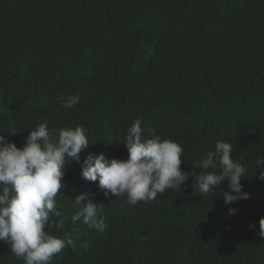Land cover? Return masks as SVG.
I'll return each instance as SVG.
<instances>
[{
  "label": "trees",
  "instance_id": "obj_1",
  "mask_svg": "<svg viewBox=\"0 0 264 264\" xmlns=\"http://www.w3.org/2000/svg\"><path fill=\"white\" fill-rule=\"evenodd\" d=\"M77 93V105L60 106ZM137 118L144 138L181 145L182 171L199 174L217 141L232 144L250 198L226 205L227 181L201 194L189 176L132 206L126 196L106 198L70 161L56 197L64 225L46 231L78 239L52 264H264V182L254 167L264 156V0H0L6 140L22 147L42 122L50 130L83 123L90 145L80 162L89 152L126 160ZM80 193L102 203L103 233L72 223ZM0 264L23 261L0 242Z\"/></svg>",
  "mask_w": 264,
  "mask_h": 264
},
{
  "label": "clouds",
  "instance_id": "obj_2",
  "mask_svg": "<svg viewBox=\"0 0 264 264\" xmlns=\"http://www.w3.org/2000/svg\"><path fill=\"white\" fill-rule=\"evenodd\" d=\"M79 100L78 93L62 95L60 106L70 109ZM141 125L142 119L137 118L127 129L123 143L128 153L126 160L89 152L80 162L79 154L90 145L83 123L50 130L47 122H42L29 131L22 147L0 134V242L8 245L23 264H52L65 248L75 249L77 235L65 232L61 237L46 231L53 223L57 228L64 225L56 197L66 186L62 178L70 161L80 163L81 178L98 182L97 188L106 198L126 196V202L132 206L141 201H154L167 189H180L189 176L196 178L201 194L210 193L227 181L228 190H223L222 195L226 205L250 198L241 183L246 177V168L233 159L232 144L217 141L214 150L207 152L200 162L203 171L199 174L182 171L184 149L181 145L157 135L144 138ZM254 167L259 169L257 179L264 182V156H256ZM91 195L75 196L78 210L71 221L73 224L82 221L103 233L107 224L100 207L102 203L93 202ZM236 211L229 208L228 214L234 215ZM53 216L60 219L53 220ZM258 224V235L264 238V216Z\"/></svg>",
  "mask_w": 264,
  "mask_h": 264
}]
</instances>
